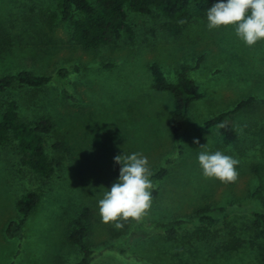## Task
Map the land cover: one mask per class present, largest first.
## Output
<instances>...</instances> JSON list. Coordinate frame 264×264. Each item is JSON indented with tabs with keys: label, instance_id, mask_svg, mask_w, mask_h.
I'll return each instance as SVG.
<instances>
[{
	"label": "rangeland",
	"instance_id": "rangeland-1",
	"mask_svg": "<svg viewBox=\"0 0 264 264\" xmlns=\"http://www.w3.org/2000/svg\"><path fill=\"white\" fill-rule=\"evenodd\" d=\"M56 7L57 0H0V25L13 39L10 48L0 49V76L22 69L51 75L39 90L15 85L10 93L22 120L52 118L47 150L60 161L52 178L41 179L15 141L0 147V264L77 262L82 254L67 242V225L85 205L95 210L87 238L94 249L91 264H264L263 252L242 228L246 214L264 205V41L249 47L231 26L208 29L206 19H194L172 37L156 14H141L133 20L134 42L123 36L86 50L72 40L67 22L48 28L42 10ZM152 62L171 81L187 65L202 93L179 136L171 130L172 94L152 87ZM62 68L68 70L65 79L57 73ZM250 97L251 107L227 117L237 139L224 144L218 126L206 127V121ZM217 150L239 161L235 182L203 176L198 154ZM124 152L147 156L154 187L145 215L120 221L124 226L117 229L115 222H102L98 200L117 179L114 157ZM163 167L166 174L153 178ZM28 190L38 191L40 200L23 237H9L7 226L17 219V202ZM206 204L231 207L237 221L189 225L176 238L155 228ZM234 235L244 244L223 250Z\"/></svg>",
	"mask_w": 264,
	"mask_h": 264
},
{
	"label": "trees",
	"instance_id": "trees-1",
	"mask_svg": "<svg viewBox=\"0 0 264 264\" xmlns=\"http://www.w3.org/2000/svg\"><path fill=\"white\" fill-rule=\"evenodd\" d=\"M215 0H57L55 10H42V16L48 26L53 29L58 20L67 22L71 27V36L75 44L90 50L117 42L123 36L128 42L136 39L133 20L141 14H156L160 19V28L172 37H179L194 19H206L207 9ZM13 45L11 35L0 25V49ZM109 67V64H106ZM152 74V87L156 91H166L172 94L174 107L170 117L171 130L179 136L193 101L200 99L202 93L191 69L181 64L176 70L174 81L169 80L161 65L152 62L149 66ZM58 76L65 79L68 70H58ZM52 77L48 74H37L28 69L0 76V147L15 141L17 150L31 171L41 179L54 176L59 160H53L48 153L49 135L55 123L52 118L26 121L20 117L19 103L10 93L15 85L39 90L49 84ZM254 98L241 100L230 110L220 112L207 120L206 127L218 126L224 144L236 141L237 132L227 121V117L243 108L251 107ZM264 145V125L260 128ZM60 143L55 144V148ZM53 147V145H52ZM119 175V165L115 166ZM166 168H161L153 178L165 175ZM257 193V192H256ZM40 200V193L28 190L17 202L18 217L7 226L9 237H23V226L34 212ZM95 210L90 205L81 208L78 215L68 223L66 240L78 247L81 257L74 264H91L94 259V249L87 238L92 233ZM238 213L229 206L210 204L196 208L185 218L169 219L156 224V229L169 238H176L179 231L189 225L212 227L219 223H227L236 219ZM251 238V244L263 252L264 261V205L246 214L245 225L242 226ZM245 240L237 235L226 239L221 247L225 251H235Z\"/></svg>",
	"mask_w": 264,
	"mask_h": 264
},
{
	"label": "clouds",
	"instance_id": "clouds-1",
	"mask_svg": "<svg viewBox=\"0 0 264 264\" xmlns=\"http://www.w3.org/2000/svg\"><path fill=\"white\" fill-rule=\"evenodd\" d=\"M206 20L208 29L231 26L249 47L264 41V0H215L206 11ZM197 162L206 178L225 183L238 178L239 161L220 150L200 152ZM114 163L119 165V175L105 188L98 210L102 222H115V228L120 229L124 226L120 221H138L150 209L154 186L149 160L142 152H124L114 157Z\"/></svg>",
	"mask_w": 264,
	"mask_h": 264
}]
</instances>
